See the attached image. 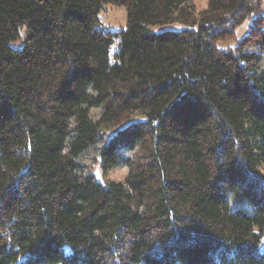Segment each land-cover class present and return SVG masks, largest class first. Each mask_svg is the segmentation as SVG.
<instances>
[{"label": "trees", "instance_id": "obj_1", "mask_svg": "<svg viewBox=\"0 0 264 264\" xmlns=\"http://www.w3.org/2000/svg\"><path fill=\"white\" fill-rule=\"evenodd\" d=\"M263 166L262 0H0V264H264Z\"/></svg>", "mask_w": 264, "mask_h": 264}, {"label": "rangeland", "instance_id": "obj_2", "mask_svg": "<svg viewBox=\"0 0 264 264\" xmlns=\"http://www.w3.org/2000/svg\"><path fill=\"white\" fill-rule=\"evenodd\" d=\"M195 5L198 9L205 7L206 0H194ZM262 12L264 14V0H262ZM99 26L103 27L106 30L117 31L119 29H123L126 25V10L123 6H117L112 4H103L99 14ZM178 26L176 25H163L158 26L155 28L158 32L165 31V30H174L177 29ZM245 30V25L241 26L236 31V36L243 33ZM23 39H19L13 42H10V45L14 48H20L22 46ZM118 48V39L110 46V61L113 62L112 54ZM264 171V166H263ZM126 168L125 167H116L103 172L100 167H95L93 169V174L95 175L96 179L99 181L103 180H113L116 182H122L124 177L126 176ZM260 251L264 250V236L261 239V242L258 246Z\"/></svg>", "mask_w": 264, "mask_h": 264}]
</instances>
